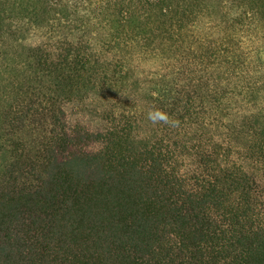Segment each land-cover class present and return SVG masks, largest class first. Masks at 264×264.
Here are the masks:
<instances>
[{"label": "trees", "instance_id": "obj_1", "mask_svg": "<svg viewBox=\"0 0 264 264\" xmlns=\"http://www.w3.org/2000/svg\"><path fill=\"white\" fill-rule=\"evenodd\" d=\"M0 264H264V0H0Z\"/></svg>", "mask_w": 264, "mask_h": 264}]
</instances>
